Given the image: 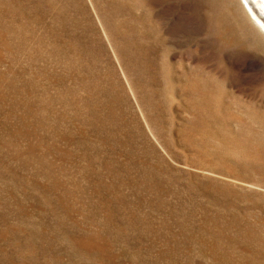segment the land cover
<instances>
[{
  "label": "rangeland",
  "instance_id": "rangeland-1",
  "mask_svg": "<svg viewBox=\"0 0 264 264\" xmlns=\"http://www.w3.org/2000/svg\"><path fill=\"white\" fill-rule=\"evenodd\" d=\"M240 0H0V264H264V37Z\"/></svg>",
  "mask_w": 264,
  "mask_h": 264
},
{
  "label": "bare ground",
  "instance_id": "bare-ground-1",
  "mask_svg": "<svg viewBox=\"0 0 264 264\" xmlns=\"http://www.w3.org/2000/svg\"><path fill=\"white\" fill-rule=\"evenodd\" d=\"M248 19L257 26L264 37V0H240Z\"/></svg>",
  "mask_w": 264,
  "mask_h": 264
}]
</instances>
